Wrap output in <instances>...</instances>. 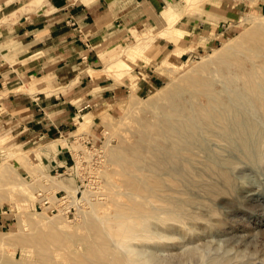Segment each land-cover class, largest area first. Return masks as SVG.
I'll list each match as a JSON object with an SVG mask.
<instances>
[{"label": "rangeland", "instance_id": "obj_1", "mask_svg": "<svg viewBox=\"0 0 264 264\" xmlns=\"http://www.w3.org/2000/svg\"><path fill=\"white\" fill-rule=\"evenodd\" d=\"M30 1L19 0L16 4L19 7L1 21L6 22L8 18L16 20L13 17L16 10L21 15L34 11L41 4L33 3L24 8ZM176 2L190 14L197 11L203 0ZM14 6L6 8L3 13ZM166 7H170L177 15L173 25H169L163 15L162 11ZM160 15L166 26L162 32L167 35L159 32L163 29L162 24L159 30L130 28L129 36L122 40L123 45L112 49L109 54V63L100 70L91 69L93 79L111 77L122 82L118 87L120 90H113L105 100L92 102L91 115L75 118V125L69 135L54 134L35 144L27 143L24 147L9 142H5L9 144L6 146L4 141L0 142V264H30L33 261L42 264V255L46 259L51 258L54 250L62 257L49 260V264L96 263L91 256V243L98 246L100 238L91 231V224L86 223L93 208L102 209L113 200L120 204L132 198L140 200L139 196L131 194V188L124 191L109 188L111 180L123 179L134 182L145 179L148 187L154 188L156 199L149 197L148 206L157 210L160 218L164 215L167 217L166 212H171L172 201L180 205V218L177 220H170L168 216L166 220L162 219L161 225L159 220H150L159 229L168 226L177 228L174 234L175 238L178 236L177 239L166 241L162 232L154 229V237L149 239V243H167L171 254L181 253L201 242L222 244L221 250L229 243V246H233L227 256L233 257L239 251L241 257L227 263L222 259V264H264V158L253 160L242 147L221 138L215 126L212 131L197 128L191 141H188L190 147L186 149V145H181L179 151H172L170 138L162 134L175 118L186 122L185 117H191L192 112H200L206 118V112H246L244 108L256 112L253 113V120L262 128L264 6L246 3L236 19L219 24L218 37L205 46L201 45L206 43L207 35L187 37L188 45L181 43L177 37L173 39L168 31L173 30L180 19L173 6L162 7ZM156 39L173 42L175 48L172 54L177 55L175 61L165 57L150 66L149 59L144 57L146 66L141 69L158 75L156 83L141 88L126 83V77L133 73L128 59L135 60ZM186 50L189 51L183 53ZM227 58L235 63L231 70L223 62ZM210 60L214 63L209 64ZM114 63L122 66L118 70L113 69L114 75H111L109 68ZM189 73L196 76L192 86L187 79ZM247 73L253 79L248 84L250 90L245 83ZM32 84L25 82L18 91H31ZM170 88L172 91L168 92ZM250 103L256 108H251ZM142 134L146 135L144 139L140 138L143 142L138 141ZM59 141H65L67 145L63 146ZM125 143L141 146L145 153L139 155L134 166L122 172L112 155L122 156L121 150ZM60 147L68 150L72 156V159L68 156L66 166L61 168L51 161ZM258 150L264 156L263 142L258 144ZM218 169H222V172ZM156 177L161 178L163 183L157 182ZM229 180L230 186L225 182ZM250 194H253V198H250ZM98 213L99 217L106 219L111 216L107 209L103 212L99 210ZM110 220L111 223L116 221L115 218ZM147 225H142V229H146ZM35 233L44 236L42 242H36ZM182 235L187 236V239L181 238ZM176 241L178 245H172ZM135 242L132 243L138 245ZM251 245L256 246L259 253L253 254ZM71 247L76 248V252ZM212 255L213 251L208 253L209 261Z\"/></svg>", "mask_w": 264, "mask_h": 264}, {"label": "crops", "instance_id": "obj_2", "mask_svg": "<svg viewBox=\"0 0 264 264\" xmlns=\"http://www.w3.org/2000/svg\"><path fill=\"white\" fill-rule=\"evenodd\" d=\"M5 1L0 0V21L19 7V0ZM249 2L264 6V0H203L197 11L187 14L176 0L30 1L25 8L41 4L21 15L16 10V20L0 22V142L24 147L54 134L69 135L75 118L91 115L92 102L105 100L113 90H120L122 82L111 77L93 79L91 69L100 70L109 63V54L123 45L130 28L159 30L162 24L159 32L164 31L162 7L171 5L179 14V22L168 31L173 39L177 37L188 45L187 37L207 35L206 43L201 45L205 46L218 37L219 24L236 19ZM162 12L173 25L177 15L172 9L166 7ZM153 43L135 60L128 59L134 74L126 77V83L136 84L137 88L156 83L158 75L141 69L146 66L144 57L150 66L165 57L175 61L171 40L156 39ZM121 66L112 64L110 74ZM25 82H32L33 90L18 91ZM68 156L72 159L68 150L60 147L51 161L61 168L66 166Z\"/></svg>", "mask_w": 264, "mask_h": 264}, {"label": "bare ground", "instance_id": "obj_3", "mask_svg": "<svg viewBox=\"0 0 264 264\" xmlns=\"http://www.w3.org/2000/svg\"><path fill=\"white\" fill-rule=\"evenodd\" d=\"M24 8H25V5H24ZM173 23H174V21H173ZM223 62H225L226 67L230 70H231V66H233V64L235 65L234 60H232L231 58L230 59L227 58ZM205 63H208V62H205ZM213 63H214L213 60L209 61V64H213ZM195 78H196V76L193 73H189L187 75V79L189 80V83H191V86L193 85ZM249 81H253V79L247 73L245 83L247 84L246 86H248V88L250 90V86L248 85ZM171 91H172V88H170L168 90V92H171ZM246 92H247V94L250 93L249 91H246ZM195 95H196V92H195ZM190 96L191 97L193 96V92H191ZM211 99H213V98H211ZM230 104H231V102H230ZM207 106H208V104H207ZM251 106H252L251 108H256L255 106L253 107L252 104H251ZM244 111H246V112H234V111L233 112H206L205 113V114H207V115H205V116H207L206 118L204 116H201L200 112H192L191 117H189V116L185 117L186 122H183V120H181V119L178 120L177 118H175L174 122H172L170 126H167V128H166L167 130L163 131L162 134L164 133L163 136L170 138V140H171L170 141V149H172V151L173 150L179 151V149H180L179 147L181 145H186L184 147V148L187 147L186 149H188L190 147V146H188V141L192 136H194V131L197 128H203V129H206L207 131H212L214 126H215L219 129V135L221 136V138L223 137V139L224 138L227 139L229 142L234 143L235 146L237 145V146L242 147L246 151L248 156L253 158V160H256V161L259 159L261 160L264 158V156H263L262 152L259 153L258 144L261 142L264 143V127L262 126L264 124H261V122H260V125L262 127V128H260L257 125L259 123L256 124L254 122L253 113L255 114L256 112H249L248 108H244ZM263 115H264V112H263ZM185 123L187 125H184ZM145 137H146L145 134L139 135L138 141H142L140 138L144 139ZM190 141H191V139H190ZM139 143H141V142H139ZM147 150H148V148H147ZM121 151H122V156L112 155V157H114L113 159L118 163V166H120V168H121V169L120 168H118V169H120V171H122V172H124V171L128 170L130 167L134 166L138 160L137 158H139V155L145 153L144 148H142L141 146H136L135 144L131 145L128 143L127 144L125 143V145L122 146ZM145 161H148V160H145ZM219 171L222 172V169ZM114 173H112V174H114ZM189 176H191V175H189ZM226 177H227V175H226ZM156 179H157V182H159L161 184L163 183L161 178L156 177ZM132 181L131 180L129 181L127 179L111 180L108 185H109V188L111 190L117 188L118 190L124 191L127 188H128V190H129V188H131L133 193H131V192L130 193L132 195L139 196L140 200L135 201L132 198L129 202L123 203V204L118 203L117 200L116 201L113 200V202H111V204L105 206L102 209L101 208H99V209L93 208V211L91 212V217H89L86 221V223L91 224V231L96 232L98 234V237L100 238L98 246L95 247L91 243V256L93 258H95L94 260L96 261V263L91 261V264H222V262H221L222 259H225L226 263L233 258L239 260V258L241 257V252H239V251H236V254L233 257L227 256V255H229L228 253L232 249V246H233L231 244L230 245L231 248H230L228 242H227L228 244L225 242L227 245L222 250L220 249V248H222L221 247L222 244L220 246L219 244L218 245L213 244V242L211 243L209 241V242H201L200 245L197 244L198 246L194 245L193 247H188V248L184 249L181 253L179 252V253H173V254H171L170 253L171 251L167 248L169 246L167 243H165V244H163V243L162 244L161 243L160 244L149 243V239L154 237V236H152L154 233V231H153L154 229H157L158 231H160V233L162 232V237L166 241L171 242L174 239H177L178 236L176 238L174 236V234L178 231L177 228L168 226L169 228L159 229L150 220H153V221L159 220L160 225H161V222L163 221L162 219L166 220L168 216H169L168 219H170V220H173V219L177 220L178 218H180V215H179L180 205L177 201H172L171 207H172L173 211L171 210V212H166L167 217L164 215L165 216V217L163 216L164 218L163 217L160 218L159 212L157 213L156 212L157 210L155 211L153 208H150L151 206L150 207L148 206V198L149 197L150 198L156 197V195L154 196V193H156L154 191V188L148 187L145 179L140 180V181H136V182L133 181V183H132ZM225 182H228V186H230L229 185V182H231L230 180L225 181ZM212 190H214V189H212ZM123 193L126 194L127 192H123ZM253 194H250L249 196H251ZM164 198H166V197L164 196ZM250 198H253V197L251 196ZM174 200H175V198H174ZM76 202H78V200H76ZM166 203H165V205H166ZM167 205H168V203H167ZM161 206H163V205H161ZM106 209L109 211V215H111L110 218L116 219L115 223L114 222L111 223L110 218L106 219L105 217H99L98 211L100 210L103 212V211H106ZM169 209H170V207H169ZM165 211H167V210H165ZM102 215H104V214H102ZM87 217H88V215H87ZM147 223H148V225H147ZM149 224L152 225L151 228H150ZM142 225H147L146 229H142ZM73 232H71V233H73ZM181 233H183V232H181ZM211 233H212V235L215 234L214 232H211ZM91 234H93V233H91ZM158 234L159 233L157 232V235ZM179 235H181V234H179ZM43 237L44 236L42 234L35 233L36 242H38V241L42 242ZM67 237L69 238L70 236H67ZM89 237H91V236H89ZM185 237H187V236H183V235L181 236V238L187 239ZM133 241L138 242V245L136 242H135L136 245L133 244L132 243ZM188 241L190 242V240H187V242ZM41 242H39V243L41 244ZM44 242H46V241H44ZM64 244H65V242H64ZM42 245H44V244H42ZM49 245L51 246V244H49ZM172 245H174V246L178 245L177 241H176V243L172 242ZM54 246H55V244H54ZM171 246H170V248H171ZM57 248L60 249L59 246H57ZM61 248H63V247L61 246ZM72 249H73L72 250L73 252H76L75 251L76 248L73 247ZM159 251H162V252L164 251L167 253L161 254V253H159ZM212 251L214 252L215 256L219 255V257H213L214 255H212L211 259L209 257V259H210V261H209L207 259L208 258L207 255H208V253H210ZM220 251H222V253H218ZM250 251H252L253 254L259 253L257 247L254 245L253 246L251 245ZM59 252H62V251H59ZM42 253H45V252H42ZM52 253H53V255L51 256V258H48V259H46V257H43V255H42V257H41V259L43 260L42 264L43 263L47 264L49 260L56 259V258L60 259L62 257L55 250ZM259 255H261V254H259ZM257 258H258V256H257ZM41 259H38V261ZM55 261H57V260H55ZM33 262H35V261H33ZM33 262H30V264H32ZM49 263H50V261H49ZM35 264H36V262H35ZM52 264H53V262H52Z\"/></svg>", "mask_w": 264, "mask_h": 264}, {"label": "built area", "instance_id": "obj_4", "mask_svg": "<svg viewBox=\"0 0 264 264\" xmlns=\"http://www.w3.org/2000/svg\"><path fill=\"white\" fill-rule=\"evenodd\" d=\"M88 143H89V141L86 142V144H88ZM62 197L64 198V196H61L60 198H62ZM45 203H46V202H45Z\"/></svg>", "mask_w": 264, "mask_h": 264}]
</instances>
